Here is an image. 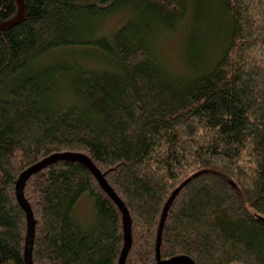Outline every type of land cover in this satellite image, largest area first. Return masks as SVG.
Here are the masks:
<instances>
[{
	"label": "trees",
	"instance_id": "1",
	"mask_svg": "<svg viewBox=\"0 0 264 264\" xmlns=\"http://www.w3.org/2000/svg\"><path fill=\"white\" fill-rule=\"evenodd\" d=\"M22 3L0 29V264H25L18 177L63 153L125 206L124 264H264V0ZM17 14L0 0V24ZM178 26L174 71L152 36ZM83 196L88 224L73 214ZM23 197L32 264H118L121 214L83 165L45 166Z\"/></svg>",
	"mask_w": 264,
	"mask_h": 264
},
{
	"label": "water",
	"instance_id": "2",
	"mask_svg": "<svg viewBox=\"0 0 264 264\" xmlns=\"http://www.w3.org/2000/svg\"><path fill=\"white\" fill-rule=\"evenodd\" d=\"M18 4V14L15 19L9 21L7 23L0 24V29L10 27L15 25L23 16V3L22 0H16ZM57 161H67V162H78L83 165L96 179L97 183L104 191V193L111 199V201L116 205L118 208L121 217H122V224H123V235H124V244L118 259V264H124L125 258L130 248V224H129V215L125 206L122 202L118 199L112 189L108 186L105 179L100 175L99 171L92 165V163L82 154L78 153H63V154H56L52 155L39 163L31 166L27 170H25L17 179L15 184V193H16V200L18 205L22 209L25 214L26 218V237H25V245H24V263L25 264H32L31 262V250H32V240H33V233H34V224H33V217L32 212L23 197V185L24 183L36 172L43 169L45 166L55 163ZM261 222L264 223L263 218H259ZM155 264H193V262L187 257H175L173 259L167 261H160L158 260Z\"/></svg>",
	"mask_w": 264,
	"mask_h": 264
},
{
	"label": "rangeland",
	"instance_id": "3",
	"mask_svg": "<svg viewBox=\"0 0 264 264\" xmlns=\"http://www.w3.org/2000/svg\"><path fill=\"white\" fill-rule=\"evenodd\" d=\"M120 19L121 16H117L107 21L103 27V32L114 28V26L119 23ZM182 31L183 29L179 27L175 34L154 33L152 36L154 42L157 40L156 45L158 44V49L156 48V53L158 54L160 60L163 61L167 68L174 71H179L183 65V55L181 54L183 40ZM91 209V200L88 196H83L74 207L73 214L76 218H79L82 223L88 224V222L83 221H86L87 219L91 222Z\"/></svg>",
	"mask_w": 264,
	"mask_h": 264
}]
</instances>
